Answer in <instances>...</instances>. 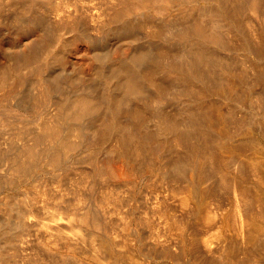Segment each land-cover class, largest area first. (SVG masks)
Segmentation results:
<instances>
[{
	"label": "bare ground",
	"instance_id": "6f19581e",
	"mask_svg": "<svg viewBox=\"0 0 264 264\" xmlns=\"http://www.w3.org/2000/svg\"><path fill=\"white\" fill-rule=\"evenodd\" d=\"M137 1L125 0L117 17L132 13L129 5ZM149 1L157 8H185L170 20L162 53L147 59L148 72L137 70L141 59L137 54L125 58L114 72L120 83L116 95L87 93L61 106L60 119H80L99 113L102 102L116 101L106 122L89 126L84 144L89 168L75 182L71 197L60 190L53 197L51 187L63 182L61 174L51 180L36 179L26 191L19 188L29 176L56 169L78 147L60 140L57 117L36 119L32 143L23 142L11 161L0 156V183L13 187L0 203V264L138 262L142 256L132 236L134 220L121 215L114 201L121 186H132L144 177L149 178L146 191L162 200L157 212L164 210V217L181 223L170 240L179 237L183 264H255L264 247V94H256L260 117H239L235 102L241 87L253 95L255 83L264 85V62H260L264 0ZM7 16L0 12V23L7 24ZM165 29H157L156 37ZM27 30L33 35V26L27 25ZM49 36L50 32L37 36L28 50L11 54L7 63L0 61L1 87L19 82L24 71L45 66L44 57L53 48ZM241 50L248 54H238ZM49 85L42 86L47 97L54 87ZM128 100L134 106L122 118ZM171 102L179 103V109L170 111ZM33 111L38 112L36 105ZM21 115L17 120L28 118ZM8 119L0 117V154L12 152L17 141L3 136V130L16 122L13 118L8 124ZM23 127L14 130V137L22 138L31 130ZM113 134L115 142L106 150L105 139ZM47 141L53 142L50 148H37ZM87 175L92 178L90 198L82 193Z\"/></svg>",
	"mask_w": 264,
	"mask_h": 264
},
{
	"label": "rangeland",
	"instance_id": "374dc122",
	"mask_svg": "<svg viewBox=\"0 0 264 264\" xmlns=\"http://www.w3.org/2000/svg\"><path fill=\"white\" fill-rule=\"evenodd\" d=\"M12 1L17 2L14 5ZM16 1H0V8H3L0 12L5 17L9 12L7 16L8 23H0V61L7 63V58L11 54L25 52L34 39L45 32L51 33L49 37L53 39V48L48 53L49 55L44 57L46 64L40 71L30 72L29 69L28 72H23L19 82L13 81L10 82L11 85L9 86H0L1 96L3 94V97H0V99H3V104L0 106V113H2L0 117L9 118L8 120L12 122L7 120L8 124H12L14 120L16 121L14 123H17L16 125L13 123V127L7 126L12 127L11 129L6 127L8 130H3V136L13 137L17 141L14 142L13 149H10L12 152L3 151L0 156L3 160L11 161L14 152L23 146V142L32 143L33 140L31 139L34 138L36 133V127L34 126L37 123L36 119L39 117L45 118V116L52 119L57 117L61 124L60 140L70 141L77 144L78 147L71 149V154L56 169L51 172L29 176L19 188L26 191L31 186L30 183L36 179L51 180L52 178L55 179L57 174H61V177H64L63 182L55 183L51 187L54 190L53 197L57 198L60 190L65 193L67 198H70L76 189L75 182L81 177V173L86 172L89 168V165L84 161L87 152L84 144L90 134L89 126L92 123L95 126L97 122L100 127L106 122L111 117V111L115 107L116 101H113V98L111 102L104 101L97 109L99 113L93 111L80 119L73 118V116L68 119H60L59 113L62 104L64 101L69 103L73 100L76 101L77 98L79 99L87 93L98 95L100 93L109 94L110 92V94L116 95L120 83L119 78L115 77V73L120 69L121 62L125 58L135 57L137 54L141 57L137 70L139 69L140 71H138L143 74L148 72L147 59L154 58L162 53L164 41L162 37L167 35V26L171 23L170 20L179 17L178 14L184 10L185 5L157 8L151 5L149 0H140L141 2L137 1L139 3L129 5L132 10L134 8L132 13L117 17V13L120 9L122 10L125 0ZM11 14L14 18L12 20ZM262 21H260L259 27L262 25ZM27 25L33 26V35H28ZM159 28H166L167 31L161 37H156L155 32ZM241 51L238 54H242L243 50ZM245 53L247 52L245 51L242 56ZM255 54L253 53L252 56L254 55L253 57L258 59L257 54ZM262 56L261 63L264 62V55ZM43 85L54 86L49 97L42 94ZM10 86L13 89L11 93L9 91L11 88L8 89ZM146 89L149 90V86H146ZM254 89L253 95H247V87H241L239 97H237L238 102H235L238 105L236 112L239 117H260L262 115V112L256 107V104H258L256 103V94L259 92L264 94V85L255 83ZM9 93L10 97L8 96ZM143 94L146 95V93ZM6 95L5 100L4 96ZM126 102L127 104L120 112L122 118L126 117L134 106L133 100ZM35 105L38 110L37 113L33 111ZM171 109L170 111L178 110L179 103L171 102ZM149 111H145L148 117L151 115ZM21 114H25L28 118L24 121H22L23 119L17 120V116L23 118ZM23 126L31 128L29 133L22 138L14 137V130L24 128ZM257 132L261 136L262 131L257 129ZM0 135L2 136V134ZM113 135L111 138L105 139L106 150L115 142L116 136ZM238 138L242 139V136ZM52 143L47 141L46 144H41L37 148H50ZM251 150L250 146L246 147V151L251 152ZM85 177L88 178L89 176ZM91 179L89 177L87 184L82 188L85 198H90L93 194L89 187ZM148 179V177L141 178L138 183H134L132 186L123 185L119 189L120 195H114V204L117 202L120 205V214L129 215L134 220V234L132 236L134 237V243L137 244L136 248L142 256L138 262L125 259V264H183L186 258L182 253V244L179 237H176L174 241L170 240V234L176 231L178 224L181 225V223L171 220L173 224H170V219L164 217L166 216L164 210L157 212L162 200L157 197V193L150 194L146 191L145 185H147ZM12 188L11 185L0 183V203L5 196L13 193ZM118 200H121V203ZM111 204L112 201L110 206ZM146 218L149 219V223L148 221H142L143 219L147 220ZM175 223L178 224L175 225ZM258 255L255 264H264V247Z\"/></svg>",
	"mask_w": 264,
	"mask_h": 264
}]
</instances>
